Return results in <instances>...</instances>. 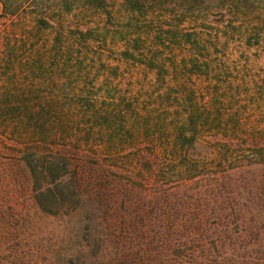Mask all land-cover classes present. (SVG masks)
Returning <instances> with one entry per match:
<instances>
[{
	"label": "trees",
	"instance_id": "trees-1",
	"mask_svg": "<svg viewBox=\"0 0 264 264\" xmlns=\"http://www.w3.org/2000/svg\"><path fill=\"white\" fill-rule=\"evenodd\" d=\"M74 2H81L83 8L94 11L104 21L99 27H74ZM118 3L116 6L110 0H0L2 15L26 14L35 33L51 30L54 41L69 45L52 56L46 52L49 57L25 47L17 55L16 50L6 47L2 56V69L14 62L26 65L21 56L31 57L29 73L23 70L24 78L17 77V85L5 82L16 86L14 91L6 85L5 92L0 94V116L11 123L13 135L32 141L23 156L32 179L35 206L43 215L60 219L63 226L65 223L64 233L74 236L72 230L76 227L75 236L80 241L77 249L59 259L53 255L52 258L61 260L60 264H264V242L258 239L264 227V198L254 194V182L235 171L258 163L235 164L229 156L231 145L225 140L250 135L251 129L244 128L241 117L244 106L237 101L238 107L234 108L232 100L247 97L254 104H262L264 66L237 65L239 61L227 60L225 46H210L214 35V39L220 33L229 37V30L234 27L232 21L239 18L237 3ZM225 13H230V20L227 15L219 20ZM68 15L73 19L67 20ZM262 17L242 34L243 48L254 49L251 58L242 53L243 63L264 58ZM45 57L50 66H62V75L69 85L73 76L81 78L83 74L79 87L85 90L84 94L70 87L71 92L60 98L65 102L59 109L66 129L69 123L80 137L72 148L93 149L88 160L91 165L74 164L72 159L77 151L73 153L67 145L60 148L55 144L65 138L61 127L51 125L59 111L54 106L45 107L39 101L46 99L43 90L37 92L35 88L40 87L35 84L44 75L40 67L45 65L40 63ZM211 57H217L216 62H211ZM121 65L125 69L120 70ZM134 69L141 71V79L149 73L156 79L151 90H143V82L136 81L141 87L130 96L131 101H125V86L121 96L117 95V84L102 82L89 88L98 78L95 74H105L106 80L112 77L123 81L127 76L131 80ZM185 75L195 76L203 85L198 88L193 81L188 83V90L181 83L171 85ZM50 98L54 96L50 94ZM69 99L80 100L73 104ZM200 101L207 104V109L200 106ZM222 110L237 115L235 121L221 123L225 114ZM70 115L76 116L70 120ZM184 115L185 119L179 117ZM206 116L214 122L212 129V124L207 126L211 129L207 133L213 138L211 161L193 157L190 152L196 150L198 142H205L206 132L200 125ZM228 119L232 117L225 118L227 123ZM116 132L125 139L120 138L113 145ZM258 135L264 136V128L259 129ZM153 136L158 144L138 143L136 147L133 141ZM126 146H131V151L120 154L119 169L132 171L135 178L118 175L111 170L116 165L109 164L110 157H115L112 153ZM250 147L251 156L264 149ZM99 154L102 159H98ZM146 155L153 160L144 161L147 171L141 174L143 162L138 160ZM117 180L123 191L112 188ZM74 219L77 226L68 229ZM16 231H22L21 225ZM11 239L4 242L8 264L26 263V253L19 252L24 250L26 241ZM1 246L0 240V250ZM35 262L38 263V257Z\"/></svg>",
	"mask_w": 264,
	"mask_h": 264
},
{
	"label": "rangeland",
	"instance_id": "rangeland-1",
	"mask_svg": "<svg viewBox=\"0 0 264 264\" xmlns=\"http://www.w3.org/2000/svg\"><path fill=\"white\" fill-rule=\"evenodd\" d=\"M52 1L53 0H49ZM115 2V5L118 6L120 3V0H110V3ZM218 1V0H217ZM233 3H237L238 10L236 12H239V18L235 21H232L233 28H230L229 37L227 35H223L220 33L219 36L216 35L215 39L213 36V40L210 44V46H213V44H216L220 48H223L224 46L225 50L228 54V59L231 61H239L237 65H248L251 67L256 66H264V58L260 59L259 61L253 62L252 59L250 61L244 60V63L242 61L241 55L244 53L246 57H252L254 53V49L245 50L242 45V37L246 30L249 28V26L257 20L259 16H264V0H231ZM81 2L76 4L74 2L72 6V10L74 13L73 18H71L70 15H68L66 18L67 20H71V24L74 27H78V29H87V28H94L99 27V24L104 21L98 17L94 11L90 9L83 8L81 5ZM230 14V13H229ZM224 14L222 18L219 20H222L227 15L229 20L231 18V15ZM26 14L24 15H16V16H4L1 13V4H0V94H3L7 87L11 88V90L15 91L16 83H19L18 78H24V75L22 71L25 70L24 73L28 74V70L30 68V56L24 55L21 56L22 61L24 64H17V62H14L11 66H8L5 69L3 68V60L2 56L4 51V48L9 47L12 48V50L15 51V55L17 53L23 52L21 49L23 47L25 48H33L36 50V52H39L40 55L45 56H52L53 53L58 50L59 52L63 51V48H67L69 45H67L65 42H57L54 41L53 37L54 34L51 30H39L38 33H35L33 26L31 23L28 22V18ZM264 19V17H262ZM116 21V20H115ZM264 22V21H263ZM236 26V27H235ZM235 29V30H234ZM236 31V32H235ZM211 38V35H210ZM208 40V39H207ZM209 46V45H208ZM213 48V47H212ZM57 51V52H58ZM48 55H47V53ZM22 54V53H21ZM48 56V57H49ZM18 57H20L18 55ZM48 57H45L43 60H41L40 64H44L40 67L41 73L44 74L41 81H37L35 85L39 83L40 87H35L36 91H42L43 94L46 96V99H40L39 101L41 103H44V106H50L51 108L56 107L59 111L58 115H54L52 126L56 123L55 127L59 126L65 133V138L60 139L59 141H56L55 144H57V147L62 148L63 145H67V148L69 147L71 149V152L74 153V158L72 159V162L78 163L79 165H91L90 156L93 155V149L92 150H74L72 146H77L76 144L79 143L80 137L77 134L74 133L72 126L68 123L67 129L65 124V118L64 115H62L61 110L63 102H65V99H60L62 94L71 92V88H75V92L80 93L81 95L84 94L85 90L81 91V78L80 75L73 76L71 80V85L68 84V81L66 78L62 75V66L59 63H56L53 67L47 64V60H49ZM211 62H216L217 57H211ZM110 64L114 65L115 63L110 61ZM125 69L124 65L120 66V70ZM129 69V68H128ZM130 70V69H129ZM98 78L93 82V84L90 83L89 88L91 85H96L102 82H108L112 84H117L118 93L117 95L121 94L124 86L126 87L127 93L125 101H131L130 96L132 94H137L136 92L141 87L140 84H136V81L143 82L142 89L143 90H151L150 87L155 82V76L154 74H150L145 78L143 76V79H141V71L139 69H134V73L132 75V79L130 80V77H126L127 80H121L118 81L112 77L105 79V74L97 75ZM6 81H11L15 83L16 85L9 83L5 84ZM151 81V82H150ZM196 81L195 86L200 88L203 85V82L199 79H197L195 76L189 77V75L183 76L178 82L172 83L179 84L181 83L182 86L185 87V89L188 88V83ZM198 82V83H197ZM185 84V85H183ZM43 87V88H42ZM183 89V87H182ZM186 90V91H187ZM148 92V91H147ZM50 94L54 96V98H50ZM80 95V96H81ZM121 96V95H119ZM254 96V95H253ZM52 97V96H51ZM257 96H254L256 98ZM80 98V97H78ZM128 98V99H127ZM141 98V97H140ZM145 99V97H142ZM51 99H53L51 101ZM80 99H69V103H76ZM237 101H240L238 104L244 106L243 113H241V117L243 119L244 128L251 129L250 136L249 134L241 135V136H234L231 140H227V142L231 145L230 149L231 152H229L230 159L235 162V164H242V162L251 164V162H256L258 164H253L251 166H246L244 170H235L237 171V174L239 176H245L247 179L251 180L253 183V191L255 192L256 196L259 198H264V149H260V152L258 155L251 156L250 153V146L254 145L257 146V148H260L259 146L264 147V136H259L258 132L260 128H264V101L261 105H259L261 102L259 101V104L255 102L252 103V100H249L247 97L235 99L232 100L234 108L238 107ZM199 102V101H198ZM206 103H202L200 101L201 107H206ZM216 105L213 104L214 108ZM261 106V107H260ZM211 106L208 105V108ZM222 107V105H221ZM224 112V110H222ZM225 114L222 115L221 123L230 124L235 121V118L237 115H230V113L224 112ZM210 114V118H212V115ZM246 114V115H245ZM62 116V117H61ZM76 115H70L69 119L73 120ZM180 118H186V116H179ZM205 117V121L202 122L200 125L201 129L204 130L206 135L203 137V140L205 142L197 143L196 150H190L193 157L198 156L200 159H205L208 161L212 160L211 154H209V150L212 146V134L207 133L214 127V122L209 118ZM228 119L227 123L225 121V118ZM246 117V120H245ZM224 118V119H223ZM69 122V121H68ZM129 124V123H128ZM212 127L209 130L207 128L208 125ZM133 126L138 127L139 125L134 124ZM12 125L10 122L5 121L2 116H0V240L2 241V250H0V264H8L7 258L9 257L8 251L5 249L6 245H4V242L6 240H18L19 238H23L26 242L23 241L26 245L24 246L23 251H19L22 253H26L25 257L27 262L24 264H35V258L38 257V263L37 264H55L52 262H56V264H60V262L54 261L52 258V255L55 256V258L59 259V257H63L65 253H69L70 251L77 249L78 245L77 242L79 241V237L75 236L76 233V227L72 230V236L70 233H64V226L62 225V222L58 218H53L51 216L43 215L39 212L37 207L35 206V202L33 200L32 196V179L29 174V171L27 169V166L24 162V152L27 150V148H31L32 141L28 137H25L22 139L21 137L15 136L11 132ZM117 138L114 139L113 145H116L117 141L120 140L121 136H119V132H116ZM248 136V137H246ZM211 138V139H210ZM124 140L125 138H121ZM210 139V140H209ZM77 140V142H75ZM95 140H93L94 142ZM136 143V147L139 146L138 143L141 144H149V143H156L158 144L159 141L155 139V136L153 137H147L146 139L139 137L133 140ZM199 144H202V148H199ZM256 148V147H255ZM254 148V149H255ZM125 150V151H124ZM131 151V146H126L123 150H116L114 151L115 157L112 155L109 160V164L111 166L116 165L115 167H111L113 172H117L118 175L123 176L124 178L130 177L135 178L136 175L132 172H126L123 169L120 170L119 166H121L122 158L120 157V154H123L125 152ZM120 152V153H119ZM88 154L85 156V154ZM47 156H50V154H47ZM240 156V157H239ZM98 159H102V156L99 154ZM163 159V158H162ZM147 160V162H151L153 159L146 155L141 160H138V162H143L142 169L143 171L141 174L145 173L147 170L146 164L144 161ZM104 162V160H103ZM161 164V163H159ZM164 171V166H163ZM233 171V172H235ZM140 174V176H141ZM236 174V175H237ZM100 175V174H99ZM138 177V176H137ZM244 177V178H245ZM246 179V178H245ZM113 189L117 190L118 192L121 189V186L117 182L114 183L112 186ZM136 193L138 195H141L142 192L139 191V188H136ZM123 191V190H122ZM121 191V192H122ZM257 192V193H256ZM134 196V195H133ZM264 204V203H263ZM264 206V205H263ZM121 210V209H120ZM77 221L74 219L71 221L70 225H67L68 229H71L74 226H77ZM21 225L20 233H18L17 227ZM70 234V235H69ZM65 237V238H64ZM67 237V238H66ZM69 237V239H68ZM70 241H68V240ZM259 241L264 242V227L260 229L258 234ZM18 253V252H15ZM21 253V254H22ZM11 257V256H10ZM52 258V260H51ZM51 261V262H50ZM19 264V263H17Z\"/></svg>",
	"mask_w": 264,
	"mask_h": 264
}]
</instances>
